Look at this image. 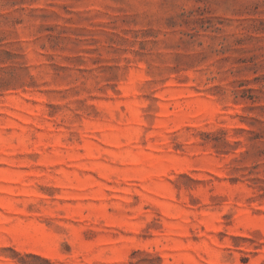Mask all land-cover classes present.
<instances>
[{"label": "rangeland", "instance_id": "rangeland-1", "mask_svg": "<svg viewBox=\"0 0 264 264\" xmlns=\"http://www.w3.org/2000/svg\"><path fill=\"white\" fill-rule=\"evenodd\" d=\"M0 264H264V0H0Z\"/></svg>", "mask_w": 264, "mask_h": 264}]
</instances>
